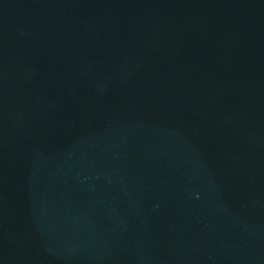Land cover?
Returning <instances> with one entry per match:
<instances>
[{
	"label": "water",
	"instance_id": "obj_1",
	"mask_svg": "<svg viewBox=\"0 0 264 264\" xmlns=\"http://www.w3.org/2000/svg\"><path fill=\"white\" fill-rule=\"evenodd\" d=\"M0 264H264V0H0Z\"/></svg>",
	"mask_w": 264,
	"mask_h": 264
}]
</instances>
